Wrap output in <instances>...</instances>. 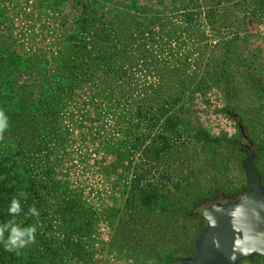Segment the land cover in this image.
I'll return each instance as SVG.
<instances>
[{"label": "rangeland", "instance_id": "374dc122", "mask_svg": "<svg viewBox=\"0 0 264 264\" xmlns=\"http://www.w3.org/2000/svg\"><path fill=\"white\" fill-rule=\"evenodd\" d=\"M86 6L112 31L105 45V50L115 52L110 63L98 54L83 59L84 45L97 53L92 34L84 35L78 27ZM190 12L193 20L188 22L185 14ZM230 42V73L220 76L215 67ZM174 66L178 71L170 75L168 68ZM208 69L211 75L205 74ZM113 75L127 81L124 93L136 101L134 105L159 86H179L183 79L204 84L203 91L185 90L172 110H179L190 131L186 136L192 139L182 138L188 147L179 154L173 151L170 164L180 177L193 175L184 189L190 194L220 188L235 190L239 197L243 193L237 190L250 186L244 161L252 149L257 150L254 166L257 159L264 178V0H0V110L8 118L0 160L16 157L27 179L36 173L41 179L52 169L57 188L49 194L51 200L74 197L95 214L88 254L78 264H157L111 246L118 221L131 207L126 201L141 163L142 147L135 152L134 140L158 130L125 122L121 114L126 105L117 104L121 92L116 86L121 81ZM55 79L63 87L57 108L50 105L49 95ZM229 110L247 126L243 133ZM244 133L248 139L242 140ZM197 134L218 141L213 146L199 141ZM23 138L34 151L24 152ZM230 140H238L248 153ZM149 141L150 137L146 144ZM176 146L181 145L176 142L173 149ZM26 155L31 160L25 168ZM210 204L200 205L190 216ZM51 217L47 239L58 245L63 234L58 217ZM41 221L40 216L33 220L44 229ZM193 221L184 226H195ZM38 246L36 236L22 251ZM65 262L72 264V253Z\"/></svg>", "mask_w": 264, "mask_h": 264}, {"label": "trees", "instance_id": "16d2710c", "mask_svg": "<svg viewBox=\"0 0 264 264\" xmlns=\"http://www.w3.org/2000/svg\"><path fill=\"white\" fill-rule=\"evenodd\" d=\"M85 8L87 14L81 19L78 27L84 35L92 34V44L97 48V53L89 51L84 45L83 50L87 56H83V59H91L93 54H98L99 58H103L102 62L110 63L115 52L105 50V45L111 42L112 31L106 26L107 23L102 17H98L89 6ZM193 14V12L185 14L188 22L193 20ZM232 43L234 42L228 44L227 53L218 59V65L215 67L220 76L229 75L228 73H230L226 64L229 60L227 56L232 54ZM73 57L75 59V55ZM76 61L77 59H75ZM182 65L185 67L187 63L183 62ZM168 70L171 73L170 75H175L178 71L175 66L168 68ZM208 72L209 69L205 74L211 75ZM113 77H117L119 82L121 81L116 86L121 92L120 95L118 94V100H116L118 105H126V109H123L121 114L124 115V120H127L125 122H129L134 127H144L149 130L158 127V130L152 135H142L134 140L136 142L135 152H137V148L142 147L140 151L141 163L136 166V176L132 183L130 196L126 201V206L131 207L127 209L124 217L118 221L111 246L126 248L135 255L154 260L157 264H179V260L182 258L194 255L195 241L204 225L202 211L197 215H190L200 205L214 203L222 197H238H235V190L220 188H212L205 193L197 191L190 194L184 189L191 182L193 175L187 173L186 176L180 177L182 174L174 171L170 164L172 160L170 155L173 154V151L179 150V154L188 147L187 141H182V138L190 132L187 123L179 115V110H172L179 104L185 90H191L195 93L196 91L205 90L206 86L202 83L195 84L183 79L179 86H176V84L169 85L165 89L159 86L154 90L155 93H147L141 103L134 105L136 101L134 100L133 103V101H130L131 97L129 98L128 94L124 93L127 81L121 75H113ZM202 81L207 83V79ZM53 86V92L49 94L50 105L55 104L54 107L57 108L63 94L62 82L55 79ZM108 98L112 99V95L109 94ZM157 102L159 105L156 104ZM229 111V114L237 120L240 131L243 133V128L247 130V126L238 113L233 110ZM148 134H151V132L149 131ZM148 137H150V141L146 144ZM186 137L191 141L192 138ZM196 137L199 141L211 142L212 145L218 141L210 139L206 135L201 139L202 134H197ZM243 139H248V136L242 137ZM176 142L181 146H176L173 149ZM229 143L240 149L241 152L248 153L246 147L240 145L238 140H230ZM23 144L24 152L35 150L34 146L29 144L25 138L22 139ZM18 154H15V156L18 157ZM126 155L129 164L130 151H127ZM30 160L31 155L24 156V159H22L23 166L29 164ZM6 161L8 163H5ZM5 162L0 160V224L8 220H15L21 227L35 225V236L38 237L40 246L35 250L31 249L26 252L20 249L19 255H17L16 252L5 251L4 243L0 241V264H66L68 252L72 253V264L82 262L88 254V244L90 243L87 239L89 240L96 228L95 214L88 211L85 206L82 207L74 197L62 199L55 196L54 198H57V200H51L49 194L57 188L55 173L52 169H48L41 179L36 178L39 176L38 173L27 179V173L19 171L16 157L13 159L6 158ZM256 163L257 159L255 160V166L262 176V181H264L263 173ZM48 164L50 165V163ZM34 168L31 167L33 171ZM127 168H130V164ZM154 169L159 171L153 173L152 178H149ZM157 172L158 175L155 177ZM249 188V185H245L237 191L244 193ZM13 198L19 200L21 205V212L17 216H11L8 212ZM51 201L54 202V206L51 205L53 206L52 209L49 206ZM33 205L42 218L41 223L45 225L44 229H40L34 224L33 220L36 222V216L27 215L29 208ZM109 213H112V209L109 210ZM52 214L55 216L54 219L58 217L59 230L63 234L58 245L50 243L47 239V231L51 230ZM191 219H194L195 226L188 225V227H185L184 224H187ZM178 227L183 229L181 233H177ZM75 234H77L76 237H74ZM4 237L6 240L8 232H5ZM246 261L254 264H264V256L256 255L252 260Z\"/></svg>", "mask_w": 264, "mask_h": 264}, {"label": "water", "instance_id": "95a60500", "mask_svg": "<svg viewBox=\"0 0 264 264\" xmlns=\"http://www.w3.org/2000/svg\"><path fill=\"white\" fill-rule=\"evenodd\" d=\"M256 154L252 149L244 161L249 190L203 208L204 225L195 241V253L179 264H239L264 256V184L254 166Z\"/></svg>", "mask_w": 264, "mask_h": 264}, {"label": "clouds", "instance_id": "9594fccd", "mask_svg": "<svg viewBox=\"0 0 264 264\" xmlns=\"http://www.w3.org/2000/svg\"><path fill=\"white\" fill-rule=\"evenodd\" d=\"M8 118L4 112L0 110V140L3 139V133L8 127ZM8 212L11 216H17L21 212V205L19 200L13 198L9 206ZM31 216H39V212L35 206H31L28 214ZM8 232V237L5 240L4 234ZM36 226L21 227L15 220H8L0 224V241L4 243L5 251L16 252L19 255V250L25 248L29 244L35 243L36 240Z\"/></svg>", "mask_w": 264, "mask_h": 264}]
</instances>
